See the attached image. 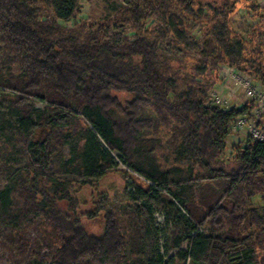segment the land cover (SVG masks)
Segmentation results:
<instances>
[{
  "label": "trees",
  "instance_id": "trees-1",
  "mask_svg": "<svg viewBox=\"0 0 264 264\" xmlns=\"http://www.w3.org/2000/svg\"><path fill=\"white\" fill-rule=\"evenodd\" d=\"M125 1L133 36L77 30L79 0H0V87L16 92L0 96V226L40 218L49 264H162L167 246L190 264H264V142L233 130L249 100L210 99L224 68L264 88V0ZM160 125L174 128L166 164ZM112 151L143 181L124 172L123 196L100 194L94 233L64 176L90 183Z\"/></svg>",
  "mask_w": 264,
  "mask_h": 264
},
{
  "label": "rangeland",
  "instance_id": "rangeland-1",
  "mask_svg": "<svg viewBox=\"0 0 264 264\" xmlns=\"http://www.w3.org/2000/svg\"><path fill=\"white\" fill-rule=\"evenodd\" d=\"M79 8L80 11L77 17L79 23L75 26L77 30L80 27L91 30L102 26L109 34L123 35L125 33L126 36L134 35L131 24L126 22L125 19L126 10L130 8V4L125 0H79L77 10ZM247 23V17L242 12L234 16V27L240 32L244 33L248 29ZM67 26L71 27L72 22H68ZM182 63L185 64V61L183 60ZM178 65L179 62L173 63L172 67L178 68ZM221 84L223 91L231 95V103L233 105L242 104L244 95L233 82L224 79ZM2 94L15 95L16 92L0 87V96ZM33 103L37 107H43L45 105L39 100H34ZM6 105L7 102L5 101L1 103L2 107H6ZM170 124H173V122ZM173 129L170 125H160L156 133L162 138L161 143L163 146H166L158 150L159 159L164 164H166L164 155L171 152L169 141L171 140ZM236 137L239 136L237 135ZM111 156L116 167L106 171L100 177L92 178L90 183H82L83 180L89 179L86 176H64L70 180L71 194L78 200L76 211L80 215L82 222H86V227L89 231L94 233H99L103 229V215L101 213V216L89 217L87 214L91 210L96 209V201L99 199L100 194L106 193L110 199L123 196L125 186L127 185L124 172L128 174L129 182L133 179L138 180L137 177L143 181L142 177L125 165L123 157L119 152L112 151ZM5 183L6 176L0 164V188ZM153 218L154 225L158 224L163 226L166 235L170 232H177L171 224H165L163 216L159 211H154ZM204 227H208V225L206 224ZM160 243H165L163 237L160 238ZM167 247V252H165L163 247L160 251L164 255L162 264H190L189 261L183 262L176 258V248ZM56 248V244L52 238L44 232L41 219L38 217L28 219L24 223V226L18 230H11L10 228L0 226V264H49L54 258ZM182 248L187 249V243H183ZM149 261L157 264L154 252L149 253Z\"/></svg>",
  "mask_w": 264,
  "mask_h": 264
},
{
  "label": "built area",
  "instance_id": "built-area-1",
  "mask_svg": "<svg viewBox=\"0 0 264 264\" xmlns=\"http://www.w3.org/2000/svg\"><path fill=\"white\" fill-rule=\"evenodd\" d=\"M222 81L210 93V99L217 104L228 108L231 103V95L224 92L222 82L228 79L241 90L244 95L245 103L250 101L251 107L245 113L240 115L236 121L233 130L238 132V136L250 137L254 141L264 142V88L252 81L235 68H224L221 71Z\"/></svg>",
  "mask_w": 264,
  "mask_h": 264
}]
</instances>
